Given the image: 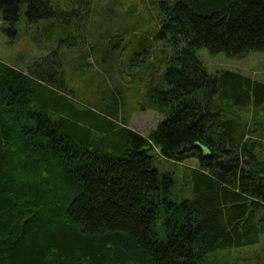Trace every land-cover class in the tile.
<instances>
[{
	"label": "trees",
	"instance_id": "trees-1",
	"mask_svg": "<svg viewBox=\"0 0 264 264\" xmlns=\"http://www.w3.org/2000/svg\"><path fill=\"white\" fill-rule=\"evenodd\" d=\"M152 1L159 29L137 57L155 42L174 53L162 51L164 72L145 94L164 118L146 138L120 122L116 103L101 114L79 109L60 62H50L76 13L88 21L103 0H0L11 29L24 15L53 22L46 33L56 39L44 61L52 73L0 63V264H214L264 236V142L255 137L264 84L209 75L198 58L202 49L264 53V0ZM154 154L197 162L191 196Z\"/></svg>",
	"mask_w": 264,
	"mask_h": 264
},
{
	"label": "rangeland",
	"instance_id": "rangeland-1",
	"mask_svg": "<svg viewBox=\"0 0 264 264\" xmlns=\"http://www.w3.org/2000/svg\"><path fill=\"white\" fill-rule=\"evenodd\" d=\"M111 2L116 6L115 14L109 10ZM61 7L67 8L66 13L70 10V5L65 3H61ZM75 18L78 20L67 28H73V32L61 35L62 40L56 45V39L49 41L46 33L53 22L32 25L23 15L17 27L11 29L0 16V63L25 74L33 67V71L40 74L52 73L54 67L44 61L56 45L58 57L50 62H60L56 70L62 72L69 88L76 93L78 108L101 114L116 103L120 108V122L126 121L131 131L148 138L164 118L150 110L145 94L164 72L159 61L164 56L162 51L171 56L174 53L164 43L155 42L145 49L146 57H137L142 38H153L159 29L155 3L152 0H103L93 3L88 21L81 20L83 13H76ZM84 36L86 40L82 39ZM110 44L117 46L111 53ZM86 55L87 61L83 60ZM198 58L209 75L230 71L264 84V53L229 58L225 54L211 55L202 49ZM250 112L252 117L254 110ZM257 120L264 121V115L261 119L256 117ZM252 121L255 123L251 118L250 124ZM255 130L256 140L264 142V126ZM154 156L161 171L174 174L177 191L185 187L184 192L188 190L187 196H191L190 171L198 169L197 162L188 160L173 165ZM211 260L214 264H264V236L257 245L220 251Z\"/></svg>",
	"mask_w": 264,
	"mask_h": 264
}]
</instances>
